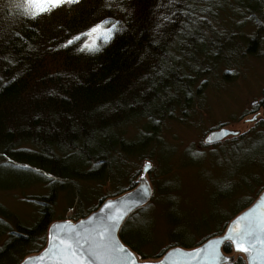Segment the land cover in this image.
Listing matches in <instances>:
<instances>
[{
    "label": "trees",
    "instance_id": "obj_1",
    "mask_svg": "<svg viewBox=\"0 0 264 264\" xmlns=\"http://www.w3.org/2000/svg\"><path fill=\"white\" fill-rule=\"evenodd\" d=\"M209 1L66 0L26 12L0 0V190L46 189L32 200L31 224L0 206V261L40 250L61 193L75 207L68 219L93 211L102 200L81 213L79 184L110 180L127 156L162 139L165 122L193 107L228 61ZM106 23L109 31L86 46V32ZM248 43L247 52L255 41Z\"/></svg>",
    "mask_w": 264,
    "mask_h": 264
},
{
    "label": "rangeland",
    "instance_id": "obj_2",
    "mask_svg": "<svg viewBox=\"0 0 264 264\" xmlns=\"http://www.w3.org/2000/svg\"><path fill=\"white\" fill-rule=\"evenodd\" d=\"M16 1L23 11L34 12L66 0ZM207 8L214 16L211 28L226 32L222 38L226 64L215 69L186 115L165 122L161 140L150 141L139 157L127 156L125 165L115 167L110 180L79 184V211L87 213L99 200L113 198L116 190L126 193L131 183L137 187L142 165L150 163L146 180L151 196L126 218L118 232L120 241L139 260H157L177 247L173 238L188 246L178 247L191 250L218 237L264 190V141L254 140L259 129L245 122L264 95V0H210ZM111 26L106 23L90 28L85 34L86 46L93 45ZM251 39L255 43L247 52ZM219 128L238 134L204 144V137ZM136 130L135 125L127 127V137L133 138ZM4 159L0 155V161ZM45 191L41 183L0 190V206L15 221L28 225L38 214L32 200ZM71 202L65 194L58 196L52 222L73 215ZM47 230L42 248L47 244ZM5 239L6 235L0 236V247ZM225 243L221 251L232 261L222 264H247L245 255L235 252L230 240ZM19 253L2 256L0 264L19 263L25 257Z\"/></svg>",
    "mask_w": 264,
    "mask_h": 264
},
{
    "label": "water",
    "instance_id": "obj_3",
    "mask_svg": "<svg viewBox=\"0 0 264 264\" xmlns=\"http://www.w3.org/2000/svg\"><path fill=\"white\" fill-rule=\"evenodd\" d=\"M236 134L237 131L219 128L210 131L203 143L212 144ZM150 169V163L145 162L135 189L103 200L85 217L52 222L47 230L46 246L19 264H222L232 261V257L221 251L226 240L231 241L235 252L245 255L247 264H264V190L230 222L223 235L195 249H169L159 260H138L120 241L118 231L124 219L150 198L151 188L146 180Z\"/></svg>",
    "mask_w": 264,
    "mask_h": 264
},
{
    "label": "flooded vegetation",
    "instance_id": "obj_4",
    "mask_svg": "<svg viewBox=\"0 0 264 264\" xmlns=\"http://www.w3.org/2000/svg\"><path fill=\"white\" fill-rule=\"evenodd\" d=\"M247 115L250 119H246L245 122L254 123L259 129L254 140L264 141V95L257 100L256 107H253Z\"/></svg>",
    "mask_w": 264,
    "mask_h": 264
},
{
    "label": "bare ground",
    "instance_id": "obj_5",
    "mask_svg": "<svg viewBox=\"0 0 264 264\" xmlns=\"http://www.w3.org/2000/svg\"><path fill=\"white\" fill-rule=\"evenodd\" d=\"M149 171H150V170H149ZM250 206H251V205H250ZM250 206H249V207H250ZM249 207H248V208H249ZM248 208H246V209H248ZM246 209H244V211H245ZM64 220H72V219H64ZM73 221H76V220H73ZM229 224H230V222L228 223V225H229ZM228 225H227V227H228ZM49 226H50V224H49ZM49 226H48V227H49ZM48 227H47V229H48ZM227 227L225 228V231H226ZM110 232L112 233V231H107V234L110 233ZM224 233H225V232H224ZM224 233H221L219 236L223 235ZM225 242H226V241H225ZM225 242H224L223 244H227V243H225ZM231 247H232V246H231ZM232 249H233V247H232ZM262 249H264V245H262ZM163 254H164V253H163Z\"/></svg>",
    "mask_w": 264,
    "mask_h": 264
}]
</instances>
